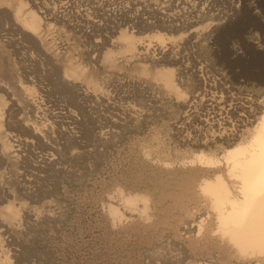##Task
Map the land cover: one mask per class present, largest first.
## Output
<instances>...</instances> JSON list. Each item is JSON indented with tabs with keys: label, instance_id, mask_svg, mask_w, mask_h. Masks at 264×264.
Wrapping results in <instances>:
<instances>
[{
	"label": "rangeland",
	"instance_id": "obj_1",
	"mask_svg": "<svg viewBox=\"0 0 264 264\" xmlns=\"http://www.w3.org/2000/svg\"><path fill=\"white\" fill-rule=\"evenodd\" d=\"M23 1L41 17L39 46L10 18L19 0L0 10V264H264L221 237L200 190L220 175L238 196L224 159L234 145H203L200 120L190 119L187 104L153 73L174 68L190 99L202 86L197 77L181 84L175 65L163 62H149L142 75L147 63L135 55L102 61L106 48H118L120 31L185 36L199 26L201 54L221 72L223 85L264 104V0H243L233 20L208 31L202 20L169 32L131 27L135 0ZM76 65L81 78L64 88L62 70ZM25 86L34 88L31 99ZM105 119L117 123L107 126ZM34 121L43 126L39 139L30 135ZM20 138L28 140L20 151L9 146ZM201 154L213 163L201 162ZM135 194L146 199L144 212L141 200L135 208L123 201ZM5 204L17 209L15 217Z\"/></svg>",
	"mask_w": 264,
	"mask_h": 264
},
{
	"label": "bare ground",
	"instance_id": "obj_2",
	"mask_svg": "<svg viewBox=\"0 0 264 264\" xmlns=\"http://www.w3.org/2000/svg\"><path fill=\"white\" fill-rule=\"evenodd\" d=\"M135 1L138 13L130 23L128 22L131 27L150 26L148 29L152 31L158 26L169 32L188 28L202 20H206L208 31L209 28H213L214 24H224L233 20L243 0ZM7 3L8 0H0V10L8 8ZM38 3L36 2V4ZM147 7L150 9L147 10ZM26 8V2L19 0L14 13L10 14V18L17 30L37 44L38 33L42 25L41 17L36 11H27ZM48 10L50 15L54 14V9L48 8ZM3 12L0 11V13ZM40 12L47 13L44 9H41ZM6 13L8 14V12ZM124 23H127L126 20ZM199 31H201V27L197 26L191 28L189 34L187 33L185 36H172L156 29L143 36L141 33L137 35L123 30L115 37L118 48L114 50L106 48L102 54V61L112 63L118 56L129 61L135 55L138 61L142 60L147 63L146 65L142 64L140 71L142 75L148 73L149 62L151 64L163 62L175 65L178 70L177 81L181 84L189 75L197 77L198 83L202 86L198 87L196 99H190L177 86L174 68L160 66L153 73L154 81L161 83L176 101H184L187 104L190 119L196 117L200 120L198 129L204 132L198 137H201L200 141L203 145L207 142L216 143L218 141L234 145L225 151L224 159L230 174L236 179L238 196L232 193L220 175L211 180H204L200 185V190L209 199L210 208L216 218L221 237L227 239L241 256L264 258V104L246 94L232 93L228 86L223 85L221 72L201 54L199 39L203 33L201 34ZM100 42L102 41L100 40ZM99 45H92V50L97 52L102 48ZM82 74L83 70L77 65L64 68L59 84L70 89L72 84H67L66 81L75 84ZM24 88L26 94L30 96L28 98L31 99L34 88L30 86ZM261 107L263 109L260 110V116L255 117V113ZM1 108L0 105V126L3 118ZM36 113H39L38 109ZM255 118L257 121L251 127L250 123ZM108 123L107 126H113L117 122L115 119H105V124ZM38 124L37 121L32 124L29 122V125H32L29 130L30 135L40 136L43 126H40L42 123ZM237 139L239 140L236 141ZM198 140L194 141L197 143ZM14 141L17 143L9 144V146H17L15 148L17 151H20L28 142L27 139L21 138ZM3 147L7 148L8 144L3 142ZM198 159L206 164L213 163L211 157L203 154ZM139 200L144 203L143 210H141L144 212L147 203L142 195H127L123 198V201L132 208L136 207V202ZM5 208L11 216L17 215L18 211L13 205L5 204ZM110 213L112 216H119L118 209L113 206L110 207Z\"/></svg>",
	"mask_w": 264,
	"mask_h": 264
}]
</instances>
